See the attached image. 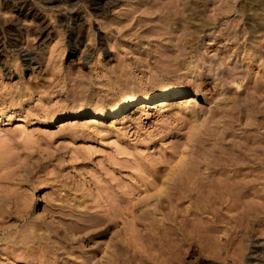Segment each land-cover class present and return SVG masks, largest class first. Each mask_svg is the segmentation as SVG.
<instances>
[{
	"label": "rangeland",
	"instance_id": "obj_1",
	"mask_svg": "<svg viewBox=\"0 0 264 264\" xmlns=\"http://www.w3.org/2000/svg\"><path fill=\"white\" fill-rule=\"evenodd\" d=\"M104 2L0 0V264H264V0Z\"/></svg>",
	"mask_w": 264,
	"mask_h": 264
},
{
	"label": "bare ground",
	"instance_id": "obj_2",
	"mask_svg": "<svg viewBox=\"0 0 264 264\" xmlns=\"http://www.w3.org/2000/svg\"><path fill=\"white\" fill-rule=\"evenodd\" d=\"M61 2H69V3H73V4H76V3H74L75 2V0H60ZM105 0H87V5H88V7H90V8H92V9H94V10H99V11H101V12H105L104 11V8L102 7V3L104 4L105 2H104ZM106 2H107V0H106ZM72 4V5H73ZM86 5V6H87ZM31 9H28V7L26 8V7H24L22 10L21 9H19V11L16 13V15H15V19H19L20 17H23V16H27L30 12H32V11H30ZM183 13V12H182ZM16 21V20H15ZM18 21V20H17ZM71 22H72V25H74V26H77V24H78V22H79V18H74V19H72L71 20ZM67 26H69V25H67ZM205 26V25H204ZM15 27V26H14ZM17 35L18 34H16V35H14V36H12V40H16L17 39ZM11 38V37H10ZM11 42V41H10ZM18 51L19 52H21V53H24L23 52V50L19 47V45H18ZM27 54V53H26ZM26 54H24L23 55V57L25 56L26 57ZM27 55H29V54H27ZM30 56V55H29ZM229 58V57H228ZM205 63V62H204ZM209 63V62H208ZM211 63V62H210ZM210 66V65H209ZM214 67V66H213ZM218 68V67H217ZM219 69V68H218ZM236 69V68H235ZM234 70V69H233ZM234 71H236V70H234ZM233 71V72H234ZM215 72V71H214ZM238 73V72H237ZM229 74V73H228ZM240 74V73H239ZM239 74H237V75H239ZM241 75H239L238 77H240ZM243 76V75H242ZM228 77H229V75H228ZM235 77H236V72H235V74L233 75V74H231L230 75V78L228 79V80H231V82H233V79H235ZM241 78V77H240ZM216 79V78H215ZM217 81V80H216ZM218 82V81H217ZM221 82V81H220ZM221 84V83H220ZM231 84V83H230ZM216 88V87H215ZM218 88V87H217ZM220 88V87H219ZM148 94V93H147ZM189 92L188 91H185V90H182V89H178V88H166V89H164V90H162V91H160V92H158V93H156V94H151V95H146V94H140V95H131V96H127L124 100H122L121 102H117V103H115L112 107H110V110H96L97 112H92V117H93V119L94 120H114V119H119L120 117H121V113L124 111V110H128V109H130V108H132V107H134L135 105H142V104H147V105H155V104H158V103H162V104H164V103H168V102H172V101H168V100H170V99H172V98H177L178 97V99L180 98V99H185V98H187L188 96H189ZM195 96V98H196V94L194 95ZM191 97V96H190ZM193 102L195 101V100H192ZM88 112L89 111H87V112H83V111H79V112H74V113H70V114H66V115H59V116H56V117H54L53 119H54V121L52 122V123H60V122H62V121H64V120H68V119H72V120H76V119H80V118H84V116L85 115H87L88 114ZM201 114V113H200ZM203 115V114H202ZM209 124V123H208ZM207 124V125H208ZM206 125V126H207ZM213 126H215V125H213ZM200 127H201V125H200ZM210 127V126H209ZM209 127H207V128H209ZM205 128V127H204ZM208 130V129H207ZM206 130V132H209V131H207ZM205 132V133H206ZM198 134V133H197ZM196 134V135H197ZM208 134V133H207ZM211 134H212V132H211ZM217 135H218V133H217ZM213 136H214V134H213ZM213 136H211V137H213ZM216 136V135H215ZM205 137H206V135H205ZM207 138V137H206ZM241 145V147H242V144L239 142V143H237L236 145H237V147H239L238 145ZM236 145H235V148H237L236 147ZM225 148V147H224ZM223 148V149H224ZM234 148V147H233ZM229 149H232V148H230L229 147ZM229 149H228V156L230 155V153H229ZM244 149V148H243ZM233 150V149H232ZM240 150V149H239ZM241 150H242V148H241ZM234 151V150H233ZM238 151V149L236 150V152ZM219 152H220V149H219ZM218 152V153H219ZM227 152V151H226ZM231 152V151H230ZM245 152V151H244ZM203 153V152H202ZM233 153V152H232ZM241 153H243V151L242 152H238V154H236V153H233L232 155L233 156H229L228 158L226 157H224L223 159L224 160H222L223 162H221V163H223L227 168H229V167H238V168H243L244 166V163L243 162H246L245 160H242V157L241 156H243V158L244 159H246V158H248V157H250V156H248V157H246V155H249V154H246V155H244L245 153H247V152H245L243 155L241 154ZM198 154V153H197ZM226 155H227V153H225ZM195 155V154H194ZM221 155H223V154H221ZM197 156V155H196ZM199 156V155H198ZM193 158H194V156H193ZM196 158V160L195 161H193L192 163L194 164H196V166H197V164L199 163V162H201V160H200V158L199 157H195ZM198 158H199V160H198ZM205 158V157H204ZM251 158V157H250ZM249 158V159H250ZM216 159V158H215ZM218 159H219V156H218ZM255 160V159H254ZM199 161V162H198ZM204 161H207V160H204ZM218 161V160H217ZM262 162H264L262 159H260L259 160V165H257V168L256 169H258V168H260L262 165H264ZM203 163H205V162H203ZM209 163V162H208ZM218 163V162H217ZM220 163V164H221ZM189 164H191V162L189 163ZM182 166V165H181ZM189 166V165H188ZM188 166L186 165L185 167H186V169H188ZM191 166V165H190ZM195 166V165H194ZM217 166V165H216ZM218 166H219V163H218ZM217 166V167H218ZM224 166V167H225ZM184 167V168H185ZM215 167V166H214ZM190 169V168H189ZM191 169H193V171L195 170L194 169V167L192 168V166H191ZM187 171L188 170H186V172H183V173H187ZM207 170H206V168H205V172H206ZM213 171V170H212ZM192 171H190L188 174H190ZM195 172V171H194ZM255 172H256V170H255ZM175 173H177V172H175ZM179 173H181V172H179ZM178 173V174H179ZM237 173V172H236ZM173 174V173H172ZM171 174V175H172ZM187 174V177H189L190 179L192 178V177H190L189 175ZM196 174V173H195ZM199 174V173H198ZM202 174H204V173H202ZM220 174V173H219ZM170 175V174H169ZM170 175V176H171ZM174 175V174H173ZM176 175L177 174H175V177H176ZM201 175V174H200ZM208 174H206V176H207ZM169 176V177H170ZM184 176V175H183ZM191 176H192V173H191ZM212 176V175H211ZM217 176H219V175H217ZM216 176V177H217ZM226 175H224L223 177H225ZM238 176V175H237ZM178 177V176H177ZM176 177V178H177ZM221 177V176H220ZM221 178V181L220 182H218L217 184H221L223 187H221V188H223L224 190H226L227 192L226 193H228V195H229V197L231 198V196H232V199L234 198V200H235V197H236V195H241L242 193H243V191H246V189H247V186H249L250 184L249 183H247V182H245L243 179L242 180H240V181H234V180H232V181H234V182H227L228 180H229V178L228 177H225V179L226 178H228V180H224V178ZM239 177V176H238ZM171 178H174V176H172V177H170V179ZM180 178V177H179ZM202 178V177H201ZM204 178V177H203ZM208 178V177H207ZM219 177H217L216 179H218ZM182 179V178H181ZM185 179V178H184ZM213 179V178H212ZM215 179V180H216ZM220 179V178H219ZM176 180V179H175ZM180 180V179H179ZM178 180V181H179ZM186 180H188V179H186ZM236 180H239L238 178L236 179ZM173 181L174 180H167V182L165 183V184H163L162 183V185H161V187L163 188V189H161V190H163L162 192L164 193V189L166 190H170V189H168V188H170L171 187V189L173 190V188H179V187H177L176 185L177 184H175V183H173ZM212 181V180H211ZM210 181V182H211ZM218 181V180H217ZM183 182H184V180H183ZM214 183V182H213ZM175 184V185H174ZM210 184V183H209ZM215 184V185H214ZM214 184H212V185H214L215 186V188L217 189H220L218 186H220V185H218V186H216V183H214ZM178 185H181L180 183L178 184ZM211 185V186H212ZM264 185V184H263ZM183 186V185H182ZM210 186V185H209ZM210 186V187H211ZM183 188V187H182ZM214 188V187H213ZM226 188V189H225ZM227 188H232L231 190L229 189H227ZM184 189V188H183ZM222 189V190H223ZM177 189H175L174 191H176ZM212 190V189H211ZM215 190V189H214ZM223 190V191H224ZM248 190V189H247ZM178 191V190H177ZM181 191H183V190H181ZM218 191H220V190H218ZM166 192V191H165ZM169 192V191H168ZM172 192V191H171ZM177 194H179L178 192H176ZM217 193V192H216ZM158 194H162L161 193V191H159V193ZM165 194V193H164ZM172 194H174V193H172ZM163 195V194H162ZM169 195V193L167 194V196ZM180 195V194H179ZM159 196V195H158ZM166 196V197H167ZM176 195H174V197H175ZM235 196V197H234ZM160 197V196H159ZM222 197V196H221ZM225 197H227V196H224L223 198H225ZM242 197V196H241ZM236 198H238V197H236ZM168 203H170V202H172L171 201V199H173V198H171V195L170 196H168ZM175 199V198H174ZM176 199H177V197H176ZM175 199V200H176ZM177 200H179V199H177ZM242 200V199H241ZM165 201V200H164ZM180 201V200H179ZM239 201V200H238ZM168 205V204H167ZM91 263V262H90ZM93 264V263H92Z\"/></svg>",
	"mask_w": 264,
	"mask_h": 264
}]
</instances>
